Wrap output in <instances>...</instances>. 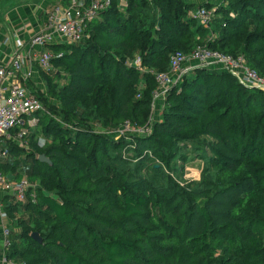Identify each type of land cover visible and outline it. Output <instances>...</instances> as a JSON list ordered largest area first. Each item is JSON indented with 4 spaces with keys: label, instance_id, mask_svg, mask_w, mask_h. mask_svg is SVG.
Segmentation results:
<instances>
[{
    "label": "trees",
    "instance_id": "1",
    "mask_svg": "<svg viewBox=\"0 0 264 264\" xmlns=\"http://www.w3.org/2000/svg\"><path fill=\"white\" fill-rule=\"evenodd\" d=\"M126 1L112 0L81 41L49 45L63 56L42 71L47 93L25 82L44 110L29 149L11 141L0 162L9 178L36 184L34 202L4 197L18 228L11 255L25 264H264L263 91L198 67L171 88L150 135L95 130L146 125L158 86L149 70L169 71L178 51L244 55L264 76V0ZM197 6L214 9L208 26L191 14ZM137 55L140 68L129 64ZM194 159L202 178L181 185Z\"/></svg>",
    "mask_w": 264,
    "mask_h": 264
},
{
    "label": "built area",
    "instance_id": "2",
    "mask_svg": "<svg viewBox=\"0 0 264 264\" xmlns=\"http://www.w3.org/2000/svg\"><path fill=\"white\" fill-rule=\"evenodd\" d=\"M127 1L121 5L126 6ZM112 5V0H69L67 3L56 2L46 12L45 29L32 35L30 45L39 46L38 52L24 54V41L17 42V49L11 59L0 62V162L6 161L11 151L9 142H15L20 147L29 149V134L38 124L36 112L44 110L43 103L22 82L33 75L31 67L26 64L37 63L43 70L51 71L53 59L63 56L49 48L52 43L74 44L85 37V31L90 22ZM214 9L198 6L191 14L208 26L215 17ZM129 64L142 66L141 56L137 55ZM209 67L225 70L237 78L246 87L264 92V76L251 67L244 55H232L216 49L198 45L191 52H175L170 57L169 71L149 70L155 75L158 83L154 91L152 104L153 114L146 125H138L127 120L117 128L116 136L135 134L150 135L152 124L157 120L154 112L162 111L171 88L180 79L195 68ZM28 90L29 95H26ZM46 140L41 139L43 146ZM36 184L27 176L21 179H11L0 169V264H25L11 255L13 245L12 229L9 214L4 206V197L8 195L15 203H25L29 198L36 201ZM32 189V190H31Z\"/></svg>",
    "mask_w": 264,
    "mask_h": 264
},
{
    "label": "crops",
    "instance_id": "3",
    "mask_svg": "<svg viewBox=\"0 0 264 264\" xmlns=\"http://www.w3.org/2000/svg\"><path fill=\"white\" fill-rule=\"evenodd\" d=\"M58 1L59 0H44V3L39 6L35 3H21L12 6L4 13V22H0V62H7L11 59L13 53L17 49V42L19 40L25 43L24 48L21 49V52L24 54L38 52L42 49L39 46L32 47L30 45V39L32 35L45 29L46 12ZM28 67L32 68L33 75L27 81L22 79L23 84L26 86L25 82H33V86L47 93L41 79L42 71L45 72V70L37 65V63H27L25 68L28 69ZM54 70L53 68L51 71ZM158 115L160 114L158 113Z\"/></svg>",
    "mask_w": 264,
    "mask_h": 264
},
{
    "label": "rangeland",
    "instance_id": "4",
    "mask_svg": "<svg viewBox=\"0 0 264 264\" xmlns=\"http://www.w3.org/2000/svg\"><path fill=\"white\" fill-rule=\"evenodd\" d=\"M122 1H126V0H119V3L121 4ZM188 1H193V2H195L196 5H199V4L203 3L206 0H188ZM21 3H35L36 5L39 6V5H42V3H44V0H0V10L3 11L1 13H5L12 6H16L17 4H21ZM121 7H124V6H121ZM41 79H42L43 85H45V88H46V90L48 92L47 82L45 81V79L43 78L42 75H41ZM31 83L34 84L33 82H31ZM26 95H29L28 90H26ZM161 112H162L161 110L158 111V113L160 115H161ZM158 113L154 112V116H155L156 119H160V115H158ZM105 129L106 128L95 124V130L96 131H104V132H107V133L109 132V134H111L114 137L117 135L116 134V132H117L116 130L117 129H110V130H107V129L105 130ZM117 138H119V137H117ZM127 154H129L131 156V155H133V152H131V153L127 152ZM203 168H204V164H203V161H201V160L194 159V161L188 162L185 165V174L179 180L181 185H186V184H188V182L200 181L201 178H202ZM12 230L17 231L18 228L17 227H13Z\"/></svg>",
    "mask_w": 264,
    "mask_h": 264
},
{
    "label": "water",
    "instance_id": "5",
    "mask_svg": "<svg viewBox=\"0 0 264 264\" xmlns=\"http://www.w3.org/2000/svg\"><path fill=\"white\" fill-rule=\"evenodd\" d=\"M39 159L42 162L48 163V164H52V160L46 156V154H40L39 155ZM32 238L38 242H42L43 238L41 237L40 233L35 231L31 234Z\"/></svg>",
    "mask_w": 264,
    "mask_h": 264
}]
</instances>
